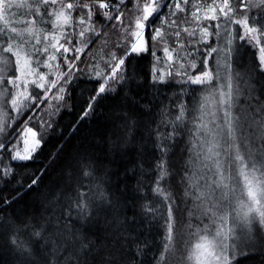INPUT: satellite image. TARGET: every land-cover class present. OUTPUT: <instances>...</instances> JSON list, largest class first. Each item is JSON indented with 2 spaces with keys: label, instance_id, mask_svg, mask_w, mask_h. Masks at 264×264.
<instances>
[{
  "label": "snow or ice",
  "instance_id": "1",
  "mask_svg": "<svg viewBox=\"0 0 264 264\" xmlns=\"http://www.w3.org/2000/svg\"><path fill=\"white\" fill-rule=\"evenodd\" d=\"M240 3L243 4L244 0H240ZM33 4L35 7L32 12L37 18L43 20L45 16H55L57 20L63 18L65 24L71 18V11L78 9L77 23L83 26L78 32L79 37H85V32L89 30L93 35H99L93 22L95 17L106 24L111 22L113 28L122 26L127 39L118 45L123 49L122 54L119 57L112 54L107 73L99 80L92 81L94 86L89 93L77 97L74 95L76 89L69 92L67 86L72 83L77 71L84 74L76 67L82 49L78 46L71 49L65 46L71 44V33L67 34L65 43L59 46L56 43L40 48L32 45L33 53L46 54L47 61L56 62L57 53L63 58L66 70L62 79L50 81L46 88L44 83L39 82L45 79L43 74L32 81L21 79L20 76L9 79L2 74L11 57H19L17 49L21 44L14 42L16 37L0 32V104L5 108L22 113L21 97L30 103L37 101L36 96L26 95L29 82L44 93L55 88L56 94L53 95L58 102L67 103L65 94L69 99L78 100L80 113L72 128L75 131L81 122L86 124L100 111L104 101H111L103 145L92 146L99 147L102 155L97 156L95 151L84 149L74 159L77 183L68 192L50 201L38 218L26 213L23 217L0 219V235L18 249V255L23 257L22 264H146L145 258L153 249L151 234L162 228L161 252L153 257V264H166L165 253L173 240L175 197L172 195L170 182L167 188L162 182L169 181L175 175V165L169 163V154H175L173 150L179 147L177 141L183 133L190 131L188 125L192 123V119L186 120L189 108L180 98L174 101L178 109L177 115L170 122L162 121L166 131L162 132L161 125L155 120L145 119L152 115V100H146L141 90L146 87L158 90V85L166 83L165 76L156 74L155 65L148 73H139L130 67L131 61L128 58L139 57L150 51L148 42L144 40L146 29L153 33V41L157 37L163 39L160 27L175 24L176 21L171 18L177 12H184L182 5H187L188 0H135L134 9L131 10L134 22L130 25L125 23V9H128L126 0H91L90 3L86 0H33ZM13 7H19L14 0H0V14ZM53 7L59 11L50 12L49 9ZM258 7L264 17V0H258ZM225 8H228L227 0L224 7L220 8L225 23L216 24L215 27L229 31L228 25H240L243 29L238 37L241 46L247 44L251 48H258L260 56L256 68L264 72V47H260L261 39L264 38V24L249 27L247 16L243 20H235L230 14L232 9L225 11ZM66 12L69 14L66 15ZM152 17V23H148ZM210 19L215 21L220 17L212 15ZM157 21L160 22V27L154 28ZM10 31L20 35L16 28H11ZM175 35L179 37L180 33L176 32ZM209 35L208 29L204 28L202 39ZM216 36L220 37L221 32L218 31ZM83 43L87 46L91 40L85 39ZM217 44H221V41L218 40ZM232 44L233 40L227 39L222 46L207 49L201 61L204 67L195 75L180 71L184 65L179 64V59L176 61L177 70L167 73L169 77H181L178 83L212 86L208 89L210 94L218 92L219 103L223 105L222 109L218 107L213 112L211 127L207 123L199 124L196 133L198 139L192 149H189L195 152L196 167L203 171L200 178L204 183L200 187L204 194L203 198L197 196L201 202L197 204L196 211L199 216L208 218L211 222L210 228L206 226L209 234L201 237L206 243L196 245L197 249L205 248L207 264H243L247 256L264 250V106H261L260 97L254 95L256 90L248 85L246 79L242 80L239 74L235 86L233 85V77L228 69L231 67V57L233 54L238 55L239 49L232 47ZM50 48L54 51L50 52ZM70 51L73 53L71 58L68 56ZM162 51L165 64L171 69L172 64L169 62L173 61L172 53L168 47H164ZM5 53L10 56H4ZM151 55L159 64L161 58L156 56L155 44ZM210 57L213 68H209L207 64ZM221 59L223 64L220 63ZM13 63L19 65L20 61L17 59ZM39 63L37 61L38 66ZM56 66L59 67L58 64ZM190 67L195 69L196 64L193 62ZM221 71L225 74L223 77L220 76ZM21 72L23 73V66ZM96 75L100 76V73ZM215 80L225 82L214 85ZM22 85L24 91H20ZM241 96L244 97L242 103ZM44 99H47L46 95ZM253 102L256 107H253ZM237 104L240 107L236 108L237 114L233 115ZM0 133L7 137L3 127H0ZM32 134L37 135L36 132ZM40 135L41 139L36 141V148L30 154L21 156L19 152L15 155L9 153V158L21 162L31 160L35 151L43 146V134ZM5 143V139H0V151L5 150ZM62 151L63 145L58 146V151L49 155V164L33 173L26 185L19 174L13 177L10 166L4 164L0 167V209L13 207L26 193L37 190L46 168L52 166L56 156ZM127 156L134 159L130 161L132 166L124 170V176L134 183L128 184L123 180L112 183L111 177L119 173L110 172L104 161L109 157L122 160ZM99 172L102 175H97ZM187 172V168L182 170V173ZM238 177L243 178V186L240 195L236 196V189L230 182ZM85 178L89 179L88 189L87 192H82L80 189L84 187ZM180 180H186V176L182 174ZM103 185L107 187L94 191V188ZM229 221L231 227L228 226ZM21 232H26L31 237L27 246L21 247L16 243V235Z\"/></svg>",
  "mask_w": 264,
  "mask_h": 264
},
{
  "label": "trees",
  "instance_id": "2",
  "mask_svg": "<svg viewBox=\"0 0 264 264\" xmlns=\"http://www.w3.org/2000/svg\"><path fill=\"white\" fill-rule=\"evenodd\" d=\"M212 1L215 2L217 0H188L187 5H182L185 9L184 12H177L173 16L177 20L174 27L163 26L165 29L163 39L157 37L153 41V33L148 32V47L150 51L142 53L139 57H129L128 60L131 61L130 67L135 68L139 73L146 74L155 65L154 70L157 75H160L161 69L159 66L165 63L162 49L168 47L173 56V61L171 62L177 67L176 61L179 59V64L184 65L179 70L195 75L204 67L201 61H203L207 49L212 46L220 47L224 40L232 39V47L239 49V54H233L231 57V67L228 69V72L233 77V85L235 86L237 74H239L242 80L246 79L248 85L256 90L254 95L260 97L261 106H264V72H260L256 68L260 52L258 48H251L247 44L241 46L238 40L243 31L241 26L230 24L228 25L229 31H224L215 27L216 24H220L218 20L209 19L208 26L211 35L206 40L202 39L201 36L199 37L197 31H194V33L192 31L190 25L192 23L191 18H194L193 10L199 2L209 4ZM66 2H72V0H66ZM86 2L90 3L91 0H86ZM126 2L128 3V9H125V16L127 17L125 23L130 25L134 22L131 10L134 9L135 0H126ZM14 3L19 5V7H13L11 10L0 14V32H7L9 35L16 37L14 42L21 44L25 55L21 51L18 58L11 57L13 60L4 68V73H2L9 79H15L16 76H20L21 79L26 78L28 81H32L37 80L38 76L43 74L45 79L39 82L44 83L46 88L49 86L50 81L58 78L62 79V74L66 70L62 56L57 53L56 62L47 61L46 54L38 55L33 53L32 45L35 44L37 48H40L56 43L59 46V44L65 43V39L68 38L67 34L71 33V44L65 46L70 49L74 46L81 47L82 51L79 60L76 62V67L82 70L84 74L81 71H77L72 83L67 88L69 92L75 88L74 95L80 97L91 91L94 86L93 80H99L107 73L110 67L108 62L112 59V54L115 53L119 57L123 52V49L118 47L119 44L127 39L125 29L122 26L113 28L111 22L106 24L93 17L94 26L99 35H93L89 30L85 32V37H79L78 32L83 26L77 23L79 20L78 9L71 11V18L65 24L63 18L57 20L55 16H45L43 20L37 18L32 12V8L35 7L33 0H14ZM228 8L232 9L230 14L235 20H243L247 16L249 27H259L260 24H264V17H262L261 9L258 7V0H244L243 4L240 3V0H230ZM49 11L58 12L59 9L53 7ZM253 13L256 15L253 16ZM68 14L66 12V15ZM153 19L154 17L150 18L149 23H152ZM220 20L225 21L222 14ZM5 21H7V25H5ZM153 27H160V22L157 21ZM11 28H16L20 35L17 36L16 33H11ZM184 29H187V31H184ZM218 31L221 32L220 37L216 36ZM176 32L180 33L179 37L175 35ZM85 39L91 40V43L87 46L83 43ZM218 40L221 41L219 45L217 44ZM37 41H39L38 44L36 43ZM153 44H155L156 56L161 58L159 64L151 55ZM260 47H264V38L261 39ZM52 51L54 50L50 48V52ZM60 51L62 53L63 49ZM72 55L73 53L70 51L68 53L69 58ZM214 56L215 54H213ZM17 59L20 61L19 65L13 63ZM37 61L40 62L39 66ZM193 62L196 64L195 69L190 67ZM127 63L128 61H126ZM45 64L52 66L46 67ZM57 64L59 67L56 66ZM207 64L209 68H213L211 57L208 59ZM21 66H23V73L21 72ZM13 71H15V76H13ZM96 73H100V76H97ZM164 74L166 83L158 85V90L153 91L146 87L141 91L145 94L146 100H152V115L151 117H145V119L155 120L157 124L161 125L160 130L162 132L166 131L162 121L170 122L178 113L174 103L177 98L182 99L188 105L189 113L186 115V120L192 119V123L188 125L190 131L183 133L177 141L179 147L173 150L175 154H169V163L175 165V175L170 177L169 181L162 182L165 188L168 187L170 182L173 189L172 195L175 197L173 205V216L175 217L172 233L173 240L169 245L168 252L165 253L166 264H187L184 261V256L186 260L189 259L185 248L186 243L190 242L193 245L194 240L197 239L196 237L209 234V230L204 229V223L208 218L199 216L196 211L197 204L201 202L197 199V196L199 195L203 198L204 194L203 189L200 187L204 183L203 179L200 178L203 175V171L196 167L195 152L189 151V149H192L198 139L196 133L199 124L203 122L211 127L213 112H216L218 107L222 109L223 105L219 103L218 92L210 94L208 89L212 86L178 83L177 81H180L181 77H169L167 73ZM224 75V72L221 71L220 76L223 77ZM144 81L147 85V76L144 77ZM221 81L223 80H215L213 84H221ZM20 91H24L23 85ZM27 94L36 96L37 101L30 103L29 100H24L21 97L20 107L23 110L22 113H18L16 109L5 108L4 105L0 104V127H3L7 133V137L0 133V139L6 140L5 150L0 151V167L4 164L10 166L13 170V177L19 174L21 181L26 185L32 179L33 173L49 164V155L57 152L58 146L63 145V151L56 156L52 166L46 168L44 175L40 178L37 190L26 193L21 201L13 207L0 209V219L5 220L13 216L23 217L26 213L33 214L38 218L45 211L50 201H53L58 195L62 196L77 183L78 176L74 171V159L86 148L89 151H95L97 156L102 155L99 147L92 148V146L103 145L106 117L110 114L111 101L106 100L101 105L100 111L90 121L86 124L81 122L80 126L76 127L75 131H72L80 113L78 100L69 99L67 94H65L67 103L58 102L53 95L56 94L55 88L51 92L44 93L43 90L37 88L31 82L28 83ZM45 95L47 99H44ZM243 100L244 97L241 96L240 101L243 102ZM216 103L219 105L217 106ZM238 105L234 107L233 115L237 114L236 108ZM256 106L255 102H253V107ZM57 108L59 109L58 111ZM245 110H247V106H245ZM217 114L219 115V113ZM29 116L31 117L30 119L28 118ZM193 117L196 119H193ZM28 126L35 127L40 132V139V134H43V146L35 151L31 160L23 162L11 160L9 153L15 155L18 148L22 146L24 128ZM153 126L155 127L156 125ZM241 151L243 152V150ZM133 159L131 156L124 157L122 160L109 157L104 161V165L107 166L110 172L119 173V175L111 177L112 183H117L121 180L128 184L134 183V181H129L124 176V170L132 166L130 161ZM109 161L114 162L110 163ZM184 168L188 169L187 173H182ZM182 174L186 176V180H180ZM97 175H102V172L97 173ZM230 183L232 184V182ZM88 184L89 179L85 178L84 187L80 190L87 192ZM238 184L241 192L243 186L242 177H240ZM103 187H107V185L94 188V191H101ZM184 193H187V195ZM237 207L239 206L237 205ZM218 224L219 222L216 225ZM228 224L229 227L232 226L230 221ZM162 233V228L152 232L150 241L153 244V249L145 258L146 264H153V257L160 254L163 243ZM188 234L190 235L188 236ZM30 242L31 237L26 232L16 235L17 245L23 247ZM190 250H192V247ZM22 260V255H18V249L10 245L7 239L0 235V264H22ZM243 264H264V250L255 255L247 256L243 260Z\"/></svg>",
  "mask_w": 264,
  "mask_h": 264
},
{
  "label": "rangeland",
  "instance_id": "3",
  "mask_svg": "<svg viewBox=\"0 0 264 264\" xmlns=\"http://www.w3.org/2000/svg\"><path fill=\"white\" fill-rule=\"evenodd\" d=\"M224 2H225V0H217L215 2L212 1L209 4L204 3V2H199V4L193 10L194 18H191L192 23L190 26L192 28L193 33H194V31H197L198 36L202 37L204 28H207L208 32L210 33L208 21L212 15H216L218 17L221 16L220 8L224 7ZM227 3L229 6L230 0H227ZM212 9H215V11H212ZM225 11H227V8H225ZM171 19L175 20L177 22L176 18L172 17ZM218 21L221 25H224V23H225L224 20L219 19ZM175 24H166V25H168V28H173ZM160 30H161V35L163 37L164 31H165L164 27H160ZM208 38H209V36L204 37L203 39L206 40ZM144 40L148 42V30L147 29L145 30ZM17 51H19V54L22 51L23 54L25 55V51L22 48V46L19 49H17ZM3 55L6 57L9 56V54H7V53L3 54ZM12 60L13 59L11 58L10 62ZM169 63L172 64L171 69H169L165 63H163L162 65L159 66L161 69V74L168 73L170 70L173 72L177 70V67L174 65V63H172V62H169ZM220 63L223 64L222 59L220 60ZM221 82L224 83L225 81H221ZM241 103H242V101H241ZM216 105L218 106L219 104L216 103ZM238 107H240V104L237 106V108ZM29 129H31L32 131H29ZM33 132H36L37 135L34 136L32 134ZM39 133L40 132L35 127H31V126L25 127L24 132H23L22 143H21L22 146L19 145L20 147L18 148V150L16 152H19L21 156L30 154L32 152V150L34 148H36V141L38 139H40ZM241 150H243V147L241 148ZM16 152H15V154H16ZM239 181H240V177H238L235 181H232V184H231L236 189V192H235L236 196L240 195V186L238 184ZM217 222H219V221L217 220ZM210 225H211V222L209 219H207V221L204 223V229L209 230ZM230 225H231V222H230ZM206 226H209V228H206ZM216 226L218 227L219 224ZM228 226H229V224H228ZM189 235L190 234H188V236ZM203 236L204 235H201V236L199 235L198 237H196L197 239L194 240L193 245L190 242L186 243L185 248H186V253L188 254L189 259L187 258L188 260H186V257L184 256V261H186L187 264H207L205 257H204L205 248H201V249L196 248L197 244H205L206 243L205 241H203L201 239V237H203ZM191 247H192V250H190Z\"/></svg>",
  "mask_w": 264,
  "mask_h": 264
},
{
  "label": "bare ground",
  "instance_id": "4",
  "mask_svg": "<svg viewBox=\"0 0 264 264\" xmlns=\"http://www.w3.org/2000/svg\"><path fill=\"white\" fill-rule=\"evenodd\" d=\"M158 52V51H157Z\"/></svg>",
  "mask_w": 264,
  "mask_h": 264
}]
</instances>
